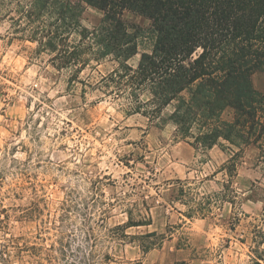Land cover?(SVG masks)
<instances>
[{
	"label": "rangeland",
	"instance_id": "rangeland-1",
	"mask_svg": "<svg viewBox=\"0 0 264 264\" xmlns=\"http://www.w3.org/2000/svg\"><path fill=\"white\" fill-rule=\"evenodd\" d=\"M83 6L93 30L103 13ZM124 19L149 25L128 12ZM12 32L0 24V264H80L83 255L96 264H253L264 251L257 148L230 174L220 146L196 151L179 138L168 122L175 104L152 117L135 112L127 93L99 89L115 61L70 83V70ZM253 82L264 93V73ZM151 98L146 91L140 100ZM128 223L147 225L117 230ZM149 233L163 240L143 254L137 237Z\"/></svg>",
	"mask_w": 264,
	"mask_h": 264
},
{
	"label": "trees",
	"instance_id": "trees-1",
	"mask_svg": "<svg viewBox=\"0 0 264 264\" xmlns=\"http://www.w3.org/2000/svg\"><path fill=\"white\" fill-rule=\"evenodd\" d=\"M83 4L103 13L93 30L82 23ZM127 12L149 25L127 23ZM6 20L13 38L35 44V53L49 55L56 69L70 70V83L88 68L115 61L118 67L96 83L99 89L127 93L135 112L145 109L152 117L175 104L168 122L179 138L196 151L220 146L230 155V174L250 147L264 163V93L253 82L264 73V0H0V24ZM139 54L133 68L129 61ZM146 91L152 98L142 103ZM140 225L147 224L117 230ZM137 238L143 254L163 240L157 233ZM255 253L253 264H264V251Z\"/></svg>",
	"mask_w": 264,
	"mask_h": 264
}]
</instances>
